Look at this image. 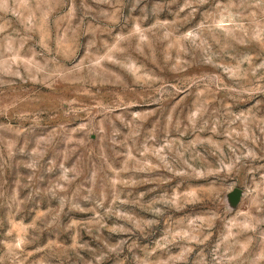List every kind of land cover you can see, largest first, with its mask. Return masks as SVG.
Wrapping results in <instances>:
<instances>
[{
	"label": "rangeland",
	"instance_id": "374dc122",
	"mask_svg": "<svg viewBox=\"0 0 264 264\" xmlns=\"http://www.w3.org/2000/svg\"><path fill=\"white\" fill-rule=\"evenodd\" d=\"M0 264H264V0H0Z\"/></svg>",
	"mask_w": 264,
	"mask_h": 264
}]
</instances>
